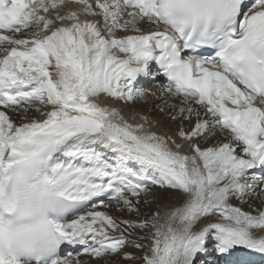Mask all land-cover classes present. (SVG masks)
Wrapping results in <instances>:
<instances>
[{
  "label": "snow or ice",
  "instance_id": "1",
  "mask_svg": "<svg viewBox=\"0 0 264 264\" xmlns=\"http://www.w3.org/2000/svg\"><path fill=\"white\" fill-rule=\"evenodd\" d=\"M258 191L264 0H0V264H251Z\"/></svg>",
  "mask_w": 264,
  "mask_h": 264
},
{
  "label": "rangeland",
  "instance_id": "2",
  "mask_svg": "<svg viewBox=\"0 0 264 264\" xmlns=\"http://www.w3.org/2000/svg\"><path fill=\"white\" fill-rule=\"evenodd\" d=\"M148 93H152V92H148ZM163 101H166V100L164 99ZM170 101L172 102V100H170ZM149 102H150V100L147 99V102L146 103H144L142 101H137V102H135L133 104H127V106L130 107L129 110H132V111H136L137 109L142 110L141 113L142 114H147L146 116L148 118H154V122H156V120H157L155 117H157V115L159 113H161L163 115V117H161V119H162V122H161L162 125L161 126H166V127L170 128V130H172V131L170 132V135L169 136H173L175 138L176 130L181 126V122H179V120L176 121V122H173L169 118V115H168V113L166 111H167V107H168V105H170V103H167V105H162L160 107V108H164V112H161L160 111V108H158V109H155V110H151V113H153V114H151V113H149V109H151L150 108L151 107V102L150 103ZM163 103H165V102H163ZM124 107H126V104H125ZM146 107L147 108L149 107V108L147 109ZM141 108H143V109H141ZM126 109L128 110V108H126ZM169 111H170V109H169ZM166 113H167V115H166ZM11 114H13V116H16V115L19 116L17 113H11ZM183 127L185 129H189L191 127V124L189 122H184ZM161 128H160V131H162ZM221 139H222V136H221ZM252 199H255V200H252ZM255 202H258L259 203L260 202V199L253 197L251 199H247V202L246 203H250V205H252V203H255ZM170 203L173 204V205H178L179 204V201H177L175 199H172L170 201ZM237 206H239L238 203H237ZM111 208H112V210L110 211L111 213H109V214L112 215L114 218H116L118 220L119 219H131V220H137L138 219L134 214H129L127 211L117 212L115 210V205L111 206ZM141 210H142V212H148L149 211V208L147 206H145V205H141ZM136 233H137V236L143 235V233L139 232V230H136ZM130 238H135V237H130ZM141 242H143V241H141ZM127 250L130 251V252H133L136 255H140L141 254L138 250L133 249V248H129ZM80 258H81L82 261H87L88 264H95V262L90 261L89 258L86 257V256L84 257V259H83V257H80ZM120 264H128V262H126V261H120Z\"/></svg>",
  "mask_w": 264,
  "mask_h": 264
},
{
  "label": "bare ground",
  "instance_id": "3",
  "mask_svg": "<svg viewBox=\"0 0 264 264\" xmlns=\"http://www.w3.org/2000/svg\"><path fill=\"white\" fill-rule=\"evenodd\" d=\"M153 92H155L156 93V95H148V98L147 99H149L150 100V102H151V109H149V113H151V110H155V109H158V108H160L162 105H167V103H173V101L171 102L170 100L171 99H169V98H167V94H164V95H161L160 93H159V91L158 90H154ZM148 94V92H146V95ZM166 100V101H163V100ZM149 102V103H150ZM163 102H165V103H163ZM107 103L108 104H110V105H114L115 107H117L118 109H120L121 110V112H122V114L123 115H125V116H128L130 119L133 117V116H135L136 117V119L138 120L139 119V116H146L147 114H142L141 112H142V110H139V109H137L136 111H132V110H129V108L130 107H128L127 105H126V107H124L125 106V103L123 102V101H120V102H114V101H111V100H108L107 101ZM157 106V107H156ZM143 107V106H142ZM125 108V109H124ZM126 108H128V110L126 109ZM147 108V107H146ZM149 108V107H148ZM147 108V109H148ZM141 109H143V108H141ZM167 113H169V107H167V111H166ZM146 113V112H145ZM167 113H166V115H167ZM18 114V113H17ZM151 114H153V113H151ZM9 115H10V117L13 119V120H15V121H17V122H19V116H13L12 114H11V112L9 113ZM151 116V115H150ZM147 117V116H146ZM161 117H163V115L161 114V113H159L158 115H157V117H155L157 120H156V122H154V118H148V120L153 124V130L154 131H156L157 133H162V134H167V135H170V132L172 131V130H170V128H168V127H166V126H161L162 125V119H161ZM160 118V119H159ZM184 125V124H183ZM162 127V128H161ZM160 128H161V130L162 131H160ZM174 130V129H173ZM221 138V137H220ZM177 142H179V141H177ZM210 143H211V141H210ZM258 198V199H260V201H262V203L264 202V193H259V192H257L254 196H252L251 198ZM251 198H245L246 199V201H247V199H251ZM256 204H258V202H255V203H252V207H254V206H256ZM244 207H241L242 208V210H244V211H249L250 212V209L248 208L249 207V205H250V203H245V204H242ZM209 252H211V247L209 248ZM209 257H211V256H207V257H203L204 259H209Z\"/></svg>",
  "mask_w": 264,
  "mask_h": 264
}]
</instances>
